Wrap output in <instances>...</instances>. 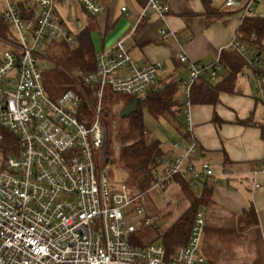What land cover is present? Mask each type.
Masks as SVG:
<instances>
[{"label":"built area","instance_id":"obj_1","mask_svg":"<svg viewBox=\"0 0 264 264\" xmlns=\"http://www.w3.org/2000/svg\"><path fill=\"white\" fill-rule=\"evenodd\" d=\"M14 1L0 0L1 18L13 29L11 37L2 39L7 46L0 53V143L4 134L13 141L0 167V264H207L199 252L206 223L201 209L185 244L170 252L160 241L136 245L133 240L141 229L157 227L140 202L143 195H132L124 184L113 186L100 159L107 139L105 93L138 99L161 88L155 79L161 63L138 66L120 41L95 55L94 71H74L78 91L68 89L52 98L43 83L45 67L38 61L47 60L46 44L77 45L68 28L74 21L72 5L70 0H21V5ZM75 1L90 17L103 13L99 0ZM219 1L223 9L239 12L240 24L262 2ZM148 10L160 16L169 13L163 0H147L140 20ZM167 36V31H160L162 41ZM230 47L248 63L261 66L254 54L259 46L245 43L239 33ZM177 60L188 71L181 86L187 109L192 85L203 74L216 82L221 61L204 66L185 53ZM185 118L189 121L188 115ZM172 151L170 158L158 162L146 194L154 191L160 196L173 182L194 184L214 178L209 163L194 164L197 142L190 135L174 143ZM262 237L264 248V233Z\"/></svg>","mask_w":264,"mask_h":264},{"label":"crops","instance_id":"obj_2","mask_svg":"<svg viewBox=\"0 0 264 264\" xmlns=\"http://www.w3.org/2000/svg\"><path fill=\"white\" fill-rule=\"evenodd\" d=\"M163 1L169 7L168 14L160 16L148 10L140 20L147 0H99L103 13L95 17L84 12L75 0H70L74 16L70 24L76 36L83 31L88 33L94 56L124 41L131 62L138 66L161 63L155 74L156 81L162 86L177 88L174 115L168 116L179 114L184 121L188 115L189 121L186 118L182 121L181 139L189 131L198 147L194 164L207 162L214 173L215 182L210 180V211L203 209L206 226L213 216L217 220L236 218L252 206L258 221L256 228L263 235L264 170L260 161L264 157V142L258 128L240 125L238 121L250 118L256 123L264 118V40L254 51L260 67L242 57L252 68L244 69L237 76L234 93L222 92L215 104H191L185 109L181 86L188 78V71L178 62L177 55L185 53L190 61L204 66L220 59L222 50L230 48L237 34L240 14L223 9L219 0H207L217 15L214 18L206 16L203 0ZM16 2L21 5V0ZM262 10L264 8L254 5L256 13L251 14L261 16ZM161 30L168 33L166 41L160 38ZM220 66L217 81L228 70L224 63L220 62ZM257 69L262 71V76L255 74ZM202 79L206 81L208 77L202 75ZM167 154L166 158H170L175 152L170 148Z\"/></svg>","mask_w":264,"mask_h":264},{"label":"trees","instance_id":"obj_3","mask_svg":"<svg viewBox=\"0 0 264 264\" xmlns=\"http://www.w3.org/2000/svg\"><path fill=\"white\" fill-rule=\"evenodd\" d=\"M203 3L205 5L206 16L208 18L216 17V13L210 9L209 2L203 0ZM7 29L8 26L0 17V39H6ZM236 32L240 34L242 41L245 43L261 45V42L264 40V17L245 14ZM252 37H255V41L253 42H251ZM76 40L77 45L74 48H69L65 44L59 45L61 49L60 66L54 64L52 70L43 74L45 90L52 98H56L60 95L59 93H63L74 87L75 81L72 78L74 71L80 70L82 72H92L95 70L94 49L88 33L85 31L80 32L79 35L76 36ZM257 54L259 53L257 52ZM220 61L224 63L228 69L226 75L214 83H211L208 80H203L201 76L190 89V104H215L220 93H234L237 76L243 73L244 69L252 68L248 66L244 59L231 47L222 50ZM255 74L257 76H262V71L257 69ZM176 92L177 88L174 85L151 89L142 97L138 98L139 103L137 111L130 116L121 119L122 122L126 123L125 131L127 133L124 137L129 139V142L122 144L119 147L114 162H116L125 172L126 181L124 185L134 196H141L146 194L149 190L155 178V171L158 162L163 157L161 144L158 140H152L149 142L145 140L143 112L146 111L154 119L172 115V109L177 104L175 100ZM134 99L137 98L114 94L107 91L103 99L104 121L107 123V115L113 112V106L120 104L121 111L123 107L128 103H131ZM238 123L243 126H254L258 128L260 131V137L264 142V118L261 122L256 123L250 118L238 121ZM4 135L5 141L3 143L7 144L6 151H9L8 143H13V141L9 135ZM188 136L189 133L187 132L183 135V139H186ZM108 162H111V160H108ZM260 164L264 170V157L260 161ZM181 184H183L185 188H188L187 183L181 182ZM200 184L201 190L199 194L174 220V222L163 232H158L157 229H155L157 235L154 241H160L167 252H170L173 247L187 242L197 211L209 206L211 202L212 186L210 180L202 181ZM241 215L243 216L241 224L257 227V216L252 206H249L247 210H244ZM133 241L136 245H143V242L137 236L134 237Z\"/></svg>","mask_w":264,"mask_h":264},{"label":"rangeland","instance_id":"obj_4","mask_svg":"<svg viewBox=\"0 0 264 264\" xmlns=\"http://www.w3.org/2000/svg\"><path fill=\"white\" fill-rule=\"evenodd\" d=\"M16 2V0L14 1ZM258 8H264V1L255 4ZM3 7L0 3V14ZM62 18H65L66 12L63 8L59 9ZM253 11L252 13H254ZM256 13V12H255ZM264 17V11L260 13ZM258 16V14H256ZM68 28L74 32L73 24H68ZM7 36L13 35V29L8 27ZM60 43L46 44L47 60L38 61L39 67H45L44 73H48L54 67L53 64L60 66L61 49ZM5 40L0 39V53L6 48ZM78 82L72 89L79 90ZM61 94V93H59ZM140 94L139 97H142ZM104 109V103H102ZM121 105L113 106L112 113L107 115L104 121L107 139L100 159L105 165L108 178L113 186L119 188L126 181L125 172L117 165L116 156L119 147L129 142L125 138L126 123L119 117ZM145 125V140L147 142L158 140L163 151V158L169 157L168 151L172 149L174 143L180 142L182 119L179 114L175 117L164 116L154 119L146 111L143 112ZM184 118V116H183ZM185 122V118L184 121ZM181 139V140H180ZM9 148V146H8ZM7 144L0 143V167L5 157ZM108 160L111 162H108ZM158 169H156L155 174ZM195 185V186H194ZM201 184L195 182L188 184V189L181 182L169 184L160 196H155L154 191L143 194L141 203L146 208L147 217L151 223L156 225L158 232H163L174 220L190 205L193 199L199 194ZM209 213L210 208L204 207L201 210ZM212 216V215H211ZM243 216H230L223 220H217L214 216L207 220L205 229L201 238L199 252L205 257L207 264H264L263 237L255 226L243 225ZM154 229L143 228L138 233L139 239L147 244L154 241L156 232Z\"/></svg>","mask_w":264,"mask_h":264},{"label":"water","instance_id":"obj_5","mask_svg":"<svg viewBox=\"0 0 264 264\" xmlns=\"http://www.w3.org/2000/svg\"><path fill=\"white\" fill-rule=\"evenodd\" d=\"M138 103H139L138 99H134L131 103H128L120 111L119 117L121 119H123V118H126V117L130 116L131 114L135 113L137 111Z\"/></svg>","mask_w":264,"mask_h":264}]
</instances>
